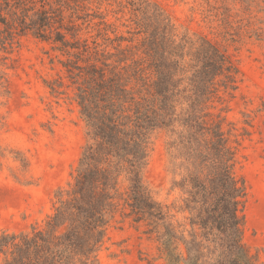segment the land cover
Listing matches in <instances>:
<instances>
[{"label":"trees","instance_id":"16d2710c","mask_svg":"<svg viewBox=\"0 0 264 264\" xmlns=\"http://www.w3.org/2000/svg\"><path fill=\"white\" fill-rule=\"evenodd\" d=\"M128 5L119 33L88 0H0V49L27 36L49 46L63 76L46 87L55 96L72 90L87 138L43 224L0 233V264H99L117 214L144 227L165 264H260L243 242L246 193L235 174L251 120L238 131L226 119L236 61L206 36L179 34L149 0ZM156 133L166 140L180 220L143 181Z\"/></svg>","mask_w":264,"mask_h":264},{"label":"rangeland","instance_id":"374dc122","mask_svg":"<svg viewBox=\"0 0 264 264\" xmlns=\"http://www.w3.org/2000/svg\"><path fill=\"white\" fill-rule=\"evenodd\" d=\"M90 9L123 33L130 0H88ZM179 34L216 41L236 61L240 82L228 104L227 123L250 136L236 152L235 174L245 186L243 242L264 264V0H149ZM96 22V21H94ZM49 46L30 36L11 52L0 49V233L41 226L52 214L56 192L71 182L86 144V129L71 89L51 95L46 82L62 77ZM163 133L150 144L143 181L173 214L180 193L172 187ZM183 215L176 213V219ZM141 224L117 214L99 252V264H165Z\"/></svg>","mask_w":264,"mask_h":264}]
</instances>
